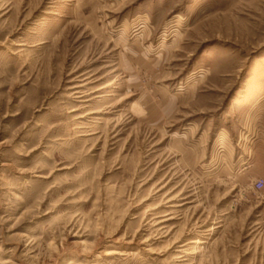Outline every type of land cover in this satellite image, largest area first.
Returning a JSON list of instances; mask_svg holds the SVG:
<instances>
[{"label": "rangeland", "instance_id": "obj_1", "mask_svg": "<svg viewBox=\"0 0 264 264\" xmlns=\"http://www.w3.org/2000/svg\"><path fill=\"white\" fill-rule=\"evenodd\" d=\"M264 0H0V264H264Z\"/></svg>", "mask_w": 264, "mask_h": 264}, {"label": "built area", "instance_id": "obj_2", "mask_svg": "<svg viewBox=\"0 0 264 264\" xmlns=\"http://www.w3.org/2000/svg\"><path fill=\"white\" fill-rule=\"evenodd\" d=\"M263 187H264V180L263 179H256L253 182V188L255 191L261 192L263 190Z\"/></svg>", "mask_w": 264, "mask_h": 264}]
</instances>
